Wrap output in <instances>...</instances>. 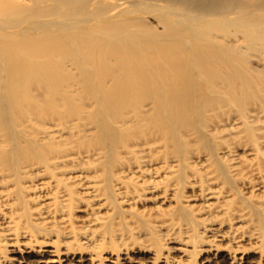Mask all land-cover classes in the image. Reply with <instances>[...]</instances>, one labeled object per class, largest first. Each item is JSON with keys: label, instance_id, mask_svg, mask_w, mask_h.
<instances>
[{"label": "bare ground", "instance_id": "bare-ground-1", "mask_svg": "<svg viewBox=\"0 0 264 264\" xmlns=\"http://www.w3.org/2000/svg\"><path fill=\"white\" fill-rule=\"evenodd\" d=\"M0 264H264V0H0Z\"/></svg>", "mask_w": 264, "mask_h": 264}]
</instances>
